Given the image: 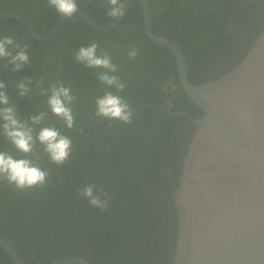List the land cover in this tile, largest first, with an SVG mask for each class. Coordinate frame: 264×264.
I'll list each match as a JSON object with an SVG mask.
<instances>
[{
	"label": "trees",
	"instance_id": "16d2710c",
	"mask_svg": "<svg viewBox=\"0 0 264 264\" xmlns=\"http://www.w3.org/2000/svg\"><path fill=\"white\" fill-rule=\"evenodd\" d=\"M65 1L103 24L125 0H0L48 33ZM155 32L176 41L190 81L238 66L264 30V0H149ZM205 114L177 55L154 43L135 1L108 30L72 14L54 36L0 18V234L28 264H173L175 204ZM0 264H16L0 246Z\"/></svg>",
	"mask_w": 264,
	"mask_h": 264
},
{
	"label": "water",
	"instance_id": "95a60500",
	"mask_svg": "<svg viewBox=\"0 0 264 264\" xmlns=\"http://www.w3.org/2000/svg\"><path fill=\"white\" fill-rule=\"evenodd\" d=\"M144 8L149 38L177 55L180 80L190 98L205 114L197 125L185 158L175 204L179 213L177 247L173 264H264V30L246 58L215 81L193 84L181 46L155 32L149 0H125L115 19L103 24L81 7L67 1L55 25L42 34L24 16L15 18L39 39H48L77 14L97 30H108L126 15L131 4ZM7 235L0 246L16 264H28ZM39 264H93L79 256H65Z\"/></svg>",
	"mask_w": 264,
	"mask_h": 264
},
{
	"label": "flooded vegetation",
	"instance_id": "af4514ba",
	"mask_svg": "<svg viewBox=\"0 0 264 264\" xmlns=\"http://www.w3.org/2000/svg\"><path fill=\"white\" fill-rule=\"evenodd\" d=\"M66 3V2H65Z\"/></svg>",
	"mask_w": 264,
	"mask_h": 264
}]
</instances>
